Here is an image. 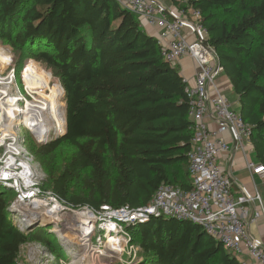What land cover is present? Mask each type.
<instances>
[{
    "label": "trees",
    "instance_id": "1",
    "mask_svg": "<svg viewBox=\"0 0 264 264\" xmlns=\"http://www.w3.org/2000/svg\"><path fill=\"white\" fill-rule=\"evenodd\" d=\"M195 4L264 165V0ZM0 40L44 65L64 89L65 134L36 151L52 179L46 189L101 211L144 206L163 184L193 188L187 83L136 15L115 0H0ZM64 145L73 152L62 164L55 155ZM8 192L0 193V264H17L30 240H57L21 231ZM127 231L140 264H241L192 222L152 217Z\"/></svg>",
    "mask_w": 264,
    "mask_h": 264
},
{
    "label": "built area",
    "instance_id": "2",
    "mask_svg": "<svg viewBox=\"0 0 264 264\" xmlns=\"http://www.w3.org/2000/svg\"><path fill=\"white\" fill-rule=\"evenodd\" d=\"M115 1L136 15L143 27L153 30L152 36L158 41L167 63L178 68L180 61L188 58L196 65L194 83L184 79L192 121L188 158L193 188L184 191L163 184L148 204L138 208L103 207L97 211L88 206L80 207L90 209L85 226L92 237L97 230L108 234L98 240H105L101 248L94 245L92 238L89 244L92 248L105 250L108 236L114 232L123 240L116 251L98 264L116 262L129 248V234L120 232L122 226L145 223L152 217L191 221L220 242L228 253L237 259L241 257V264H264V195L261 191L264 165L251 156L252 152L254 154L251 126L227 98V92L233 90L230 81H219L224 70L218 64L215 50L208 45L209 31L195 4L199 0ZM61 90L64 94L63 87ZM27 103L28 100L16 98L14 105L21 112L20 118L13 122L7 117L0 122V188L13 195L9 212L18 220L19 228L20 224L36 217L53 220L58 214L72 216L80 209L44 187L46 175L37 171L27 148L19 143L21 128L24 126L31 131L23 122L29 113ZM44 125L46 127L45 121ZM238 154L244 158L251 188L237 184L234 178ZM29 211L32 216L28 215ZM253 227L258 237L253 235Z\"/></svg>",
    "mask_w": 264,
    "mask_h": 264
},
{
    "label": "rangeland",
    "instance_id": "3",
    "mask_svg": "<svg viewBox=\"0 0 264 264\" xmlns=\"http://www.w3.org/2000/svg\"><path fill=\"white\" fill-rule=\"evenodd\" d=\"M232 17H234V15ZM0 50L5 51L7 57L6 60L0 59V93H3V95L7 93L8 96L7 98L9 99L11 98V100L16 98H22L28 100L32 108L28 112L33 113L31 111H34V109L39 110L40 111L39 113L42 114V118L46 123V127L49 129L48 133H51L50 136L47 133V135H44L42 137L43 138L42 140H38L37 137L31 131L27 130L23 126L21 128L22 132H19V138H18L19 143L23 144L27 148L30 155L32 156L33 164L34 167L37 169V171L39 173H43L44 175H46L44 186L49 187L52 182L51 176L44 169V166L39 161L36 151L38 149V146L57 139L58 137L62 136V134L65 132L64 94L60 95L58 98V102L60 101L59 104H62V107L61 109H59V112H61V115L64 119L63 129L57 126L56 122L53 121L50 112L47 110L49 106L50 96H52L54 92L57 90V86L59 89L62 87L61 82L57 77L54 76V74L51 71L46 69L44 65L36 62L35 60L29 57L27 58V56L24 53L14 50L9 44L1 40H0ZM36 69L41 70L43 73L46 74L45 76L47 83L51 81L49 88L45 84L46 88H48V90L46 88H45L46 90L43 89L45 90V93L36 92V86L30 77V72ZM50 75L52 76V78L50 77ZM223 79L226 80L225 75L222 76V78L219 81H222ZM43 93L44 95H42ZM46 97L48 100L46 99ZM227 98L229 99L233 107L237 111H239L240 108H239L237 94L233 90L229 91L227 92ZM40 101H48L46 102L48 106L45 107L41 105ZM24 102L25 101H22L21 104L24 105ZM40 109H42V111ZM72 152L73 149L69 145H64L57 151L55 155V159L61 162L62 164H64L69 160ZM251 156L253 159H255L253 152L251 153ZM244 182L245 183L241 184L242 186H248L250 188L252 187L251 179L248 180L245 179ZM261 191L264 195L263 186L261 187ZM1 192H3V189L0 188V193ZM8 195H11L10 191L8 192ZM78 210H80L79 212L81 213L83 212L86 213V211L87 212L90 211L89 208H80L77 209V211ZM77 214L80 213H75L72 216L71 215L68 216H70L71 219H73ZM99 218L101 219L102 217ZM30 221H31L30 223L27 222L20 224L19 229H21V231L25 233H28L31 236L42 230L45 233L46 237L49 235L52 239H55L57 241L56 243H54L53 246H46L42 244L40 241L30 240L25 246L22 247L21 254L17 264H72L78 262L82 258V256L86 253V251L95 249L94 247L92 248L89 245L92 241V238L95 241L94 245L95 246L100 245L99 247L101 248L105 243V240L103 241H98V240L100 238L103 239L105 236L108 235L104 231L102 232L100 230H97L95 234L93 233V237H92L91 234L92 232L86 226L85 229L83 228L85 234L78 233L75 231H70L66 228L64 230L58 229L60 227H58V225L53 223L54 220H50V219L48 220L40 217L30 219ZM85 222L86 224L88 223L87 220ZM127 227L128 226H122L120 228V232L128 233ZM66 231L69 232V235ZM252 233L254 236L258 237L255 227L252 228ZM117 234L118 233L114 232L113 234L109 235L108 236L109 240L106 242L105 246L108 245L109 241L111 240L110 238L117 240L120 236ZM128 239L130 241L129 248L125 249V251L121 254V256L116 262L110 264H140L141 263V257L139 255L140 250L137 248L136 245L132 244L131 241L132 238L130 234ZM132 246L135 247L134 250H132L131 248ZM55 251L60 253L61 256L63 255L62 258L58 257L55 254ZM78 256H80V258L75 260V258ZM238 259L241 262L243 261L241 257H238Z\"/></svg>",
    "mask_w": 264,
    "mask_h": 264
},
{
    "label": "bare ground",
    "instance_id": "4",
    "mask_svg": "<svg viewBox=\"0 0 264 264\" xmlns=\"http://www.w3.org/2000/svg\"><path fill=\"white\" fill-rule=\"evenodd\" d=\"M6 58L7 57H6L5 51L0 50V59L6 60ZM45 75H46L45 73H43L41 70H37V69L30 72V77L34 82V84L36 86V92H38V93H42V92L45 93V90L46 89L48 90L49 85L51 83V81L49 83L46 82V76ZM50 77L52 78L51 75H50ZM45 84L48 88H46ZM43 89H45V90H43ZM44 93L42 95H44ZM62 94H63V92H62L61 88L59 89L57 86V90L54 92V94L52 96H50L49 106L46 104V102H48V101H40V104L43 106H46V107L48 106L47 110L50 112L53 121L56 122L57 126H59L60 128L63 129L64 119L61 115V112H59V109H61L62 104H59L60 101L58 102V98ZM2 95H3V93H0V115H1L0 122H1V119L7 118V117L12 118L13 122H15L21 113L19 109L15 108L16 107V105H14L15 99L11 100V98L10 99L7 98L8 97L7 93L3 96ZM47 97H46V99H47ZM44 99H45V96H44ZM43 102H45V103H43ZM27 109L28 110L32 109L29 102L27 104ZM40 110L42 111V109H40ZM31 112H33V113H28V115L25 117L23 122L27 127L30 128V130L37 137V139L42 140V137L44 136L45 132L47 131V128L44 125V120H43L41 114L39 113L40 112L39 110L31 111ZM28 213H29L28 215H30V216L33 215L32 212H30V211ZM76 213H80V214H77L75 216V218H73V219H71V217L66 215V214H58L53 219L54 220L53 223L58 225V227H60V228L63 227L62 228L63 230L66 228L70 231H75L78 233H84L83 228L85 229V225H86L85 221L86 220L88 221V214L89 213L87 211H86V213L85 212H83V213L76 212ZM74 214H72V215H74ZM78 235H80V234H78ZM110 239L111 240L109 241L105 250L100 251V249H92L90 251H86V253L82 256V258L78 262H75L72 264H98V262L102 263L103 257H108L112 251H116V249L121 245V243L123 241L121 236H119V238L117 240H115L113 238H110ZM97 254H99V255H97ZM104 262H105V260H104ZM103 264H105V263H103Z\"/></svg>",
    "mask_w": 264,
    "mask_h": 264
},
{
    "label": "crops",
    "instance_id": "5",
    "mask_svg": "<svg viewBox=\"0 0 264 264\" xmlns=\"http://www.w3.org/2000/svg\"><path fill=\"white\" fill-rule=\"evenodd\" d=\"M143 27V26H142ZM144 31L152 36V29L148 28V27H143ZM181 75L184 77V79L188 80L191 84L194 83L195 79V73H196V65L195 63L188 58H184L180 61L179 67H178ZM226 79L228 80V78L226 77ZM225 80V79H223ZM235 166H234V171H233V175L234 178L236 180L237 184H242L245 183L244 180L245 179H251L249 174L247 173V170L245 168V161L244 158L241 154H238L235 156ZM248 184V183H247ZM252 185V184H251Z\"/></svg>",
    "mask_w": 264,
    "mask_h": 264
},
{
    "label": "water",
    "instance_id": "6",
    "mask_svg": "<svg viewBox=\"0 0 264 264\" xmlns=\"http://www.w3.org/2000/svg\"><path fill=\"white\" fill-rule=\"evenodd\" d=\"M64 134H65V132H64L62 135H64ZM48 135L50 136L51 133H48ZM181 221H188V220H184V219H182ZM30 222H31V221L29 220L28 223H30ZM188 222H191V221H188ZM79 258H80V256L76 257L75 260H76V259H79Z\"/></svg>",
    "mask_w": 264,
    "mask_h": 264
}]
</instances>
